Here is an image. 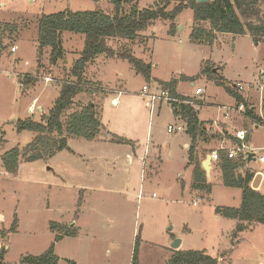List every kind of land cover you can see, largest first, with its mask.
<instances>
[{
	"label": "rangeland",
	"instance_id": "1",
	"mask_svg": "<svg viewBox=\"0 0 264 264\" xmlns=\"http://www.w3.org/2000/svg\"><path fill=\"white\" fill-rule=\"evenodd\" d=\"M187 1L173 0L167 10ZM163 2L121 0L116 7L112 0H0V20L4 21H0V33L6 45L0 61V252L4 246L6 262L21 264L24 256L41 255L54 243L58 264H132L138 239L143 249L141 264H166L174 250L166 247L180 238L182 249L216 254L218 264H264V223H250L235 235L239 220L217 211L239 207L242 190L225 185L220 165L213 160L207 179L211 191L193 188V165L185 146L188 135L184 130L168 131L169 125L183 124L184 119H178L172 104L158 103L152 109L146 103L147 94L164 90L160 81L174 79L177 94L191 98L189 104L200 110L201 118L214 116L213 126L196 142L200 161L217 150L223 138L227 145L238 142L233 136L237 127L249 130L248 144L264 147V89L260 92L257 84L264 69V39L217 32L211 44L193 42L194 25L206 30L211 25L196 23L191 8L174 20L154 21L134 40L109 41L116 52L129 50L151 65L150 79L117 55L103 53L87 64V90L76 97L67 114L93 102L111 132L105 139H116L114 144L70 138L74 151L64 149L50 159L35 161L22 156L16 173L3 166L7 151L25 148L36 136L29 130L18 131L20 120L41 119L37 106L33 112L30 109L34 98L46 110L53 106L84 47V34L65 32L64 59L52 66L49 48L40 58L42 15L64 10L128 15L135 3L140 10ZM260 7L264 14V3ZM13 46H19L17 53L11 51ZM30 78L36 81L28 89L25 83ZM237 82L243 83V91L234 88ZM144 85L150 88L146 93ZM198 87L204 90L201 95L196 94ZM119 91H123L121 103L113 104L111 99ZM239 96L247 106H258L259 125L236 112L226 123L216 124L222 106L236 107ZM228 127L233 130L227 131ZM131 145L146 148L144 164L135 160L132 166ZM262 152L256 151L257 155ZM247 163L238 172L254 168L264 172L263 164L252 160L248 168ZM58 235L63 236L57 240Z\"/></svg>",
	"mask_w": 264,
	"mask_h": 264
},
{
	"label": "trees",
	"instance_id": "2",
	"mask_svg": "<svg viewBox=\"0 0 264 264\" xmlns=\"http://www.w3.org/2000/svg\"><path fill=\"white\" fill-rule=\"evenodd\" d=\"M124 1V0H123ZM134 0H132L133 2ZM173 0H164L162 5L152 9H140L135 3L128 15L116 13L114 15L102 10L70 11L64 10L53 14H43L39 20L38 56H43L46 48L51 49L49 63L58 65L65 57L63 35L65 32L81 33L85 36L81 55L73 62L69 75L62 83L53 107L47 113H41V119L28 117L18 122V131L29 130L36 134L35 138L23 149L19 146L12 148L2 156L3 166L8 172L16 173L19 170L20 158L27 161L48 159L64 149L72 151L69 146L70 138L95 139L102 130L103 123L100 114L93 102L83 105L80 110L67 114L75 104L76 97L87 90L85 70L87 64L100 54L109 57L119 56L128 62L147 78H151V65L146 64L131 51L116 52L109 44L111 39L123 38L134 40L140 31L146 29L154 21L174 20L183 10L191 8L196 23L208 22L209 30L194 25L191 39L199 44H211L217 38V32L246 35L251 34L256 41L264 39V14L260 5L264 0H210L199 2L188 0L179 3L171 11L168 7ZM116 7L121 0H112ZM1 27V24H0ZM170 31H173V24ZM6 48L0 33V61ZM39 58V59H40ZM38 59V60H39ZM36 79H28L26 86L34 84ZM162 88L168 90L172 97L179 100L173 103L174 113L186 121L187 133L191 138L189 161L193 165L192 186L211 191L203 161L196 155V146L199 138L206 135L204 124L198 116L194 105H190L191 98L177 94L176 80L160 81ZM239 101L243 97L239 96ZM253 118L259 117L253 109L248 110ZM1 141V139H0ZM236 142V140H234ZM247 162L241 158H228L227 152L219 151V162L225 185L242 190V202L239 207L218 208L217 211L224 217L239 220L233 234L237 235L250 226V223H264V192L252 186L255 171L238 169ZM63 235H58L57 240ZM139 241L137 239L133 251L132 264H139ZM54 243L41 255H26L21 264H58L59 258L54 253ZM6 249L3 246L0 252V264H11L4 260ZM173 256L166 264H218L219 258L207 254L202 250L173 251Z\"/></svg>",
	"mask_w": 264,
	"mask_h": 264
},
{
	"label": "built area",
	"instance_id": "3",
	"mask_svg": "<svg viewBox=\"0 0 264 264\" xmlns=\"http://www.w3.org/2000/svg\"><path fill=\"white\" fill-rule=\"evenodd\" d=\"M12 52H16L17 51V47L13 46L11 48ZM261 77L258 78V86L260 88V92L263 91L264 89V69H261L259 71ZM45 80L47 82L51 81L50 77H46ZM234 88L237 90V92L243 91L245 89V86L243 85L242 82H237L233 84ZM150 88H148V86L144 85L143 86V92L146 93ZM204 92L203 88L198 87L196 89V93L197 94H202ZM123 93V91H119V96ZM147 96L149 97V100L146 102L147 105L149 107H151L152 109H155V106L158 103H169V104H173V103H177L179 102V100L175 97H172L169 93L168 90H163L161 93H157L154 92L153 94H147ZM37 98L35 99V101L33 102L32 106L30 107L31 111H34L35 108V104H36ZM119 102V97H116L112 100L113 104H118ZM249 109H253V106H247V104H245L244 99L243 101H239L238 105L235 107L233 105H225L222 106V112L220 115H218L215 118V123L219 125L218 122L222 121V122H227L229 121V118L231 117L233 112H236L238 114H245V116L249 117L252 119V121L259 125L260 121L253 118L251 115H249L248 110ZM254 110V109H253ZM255 119V120H254ZM262 123V122H261ZM186 127H184L181 124L178 125H169L168 127V131L170 133H173L174 131H180L185 129ZM233 136L237 139L238 142H231L229 145L226 144V138L222 139V144L221 146L217 149L214 150L212 152V159L211 161H216L217 163L219 162V151L220 150H224L227 152V156L228 158H241L242 160H245L246 162H249L248 157H249V153L253 154V161L259 162L261 164L264 165V147L259 148L256 147L254 145H252L251 143H247L246 139H247V132L245 129H240V130H236L233 133ZM260 149L263 152L260 155H257L256 151ZM261 174V173H259ZM256 189V188H255ZM196 203V202H195Z\"/></svg>",
	"mask_w": 264,
	"mask_h": 264
},
{
	"label": "crops",
	"instance_id": "4",
	"mask_svg": "<svg viewBox=\"0 0 264 264\" xmlns=\"http://www.w3.org/2000/svg\"><path fill=\"white\" fill-rule=\"evenodd\" d=\"M1 21V20H0ZM1 22H4V21H1ZM10 23V22H9ZM1 32V31H0ZM221 35H227V34H232V33H220ZM18 50H19V46H18V49H17V51L15 52V53H17L18 52ZM60 90V89H59ZM59 90L57 91V97H58V94H59ZM121 90V89H120ZM112 91H114V90H112ZM197 94V93H196ZM123 94H121L120 96H122ZM197 95H201V94H197ZM119 96V93H118V95L117 96H114L112 99H111V101L114 99V98H116V97H119V102L121 103V97ZM37 98V101H36V104H35V107L37 106L38 107V109H39V111H41L40 112V114L41 113H43V112H47V111H49L51 108L49 107V109H45L44 107H42V106H38V103L40 102V100L38 99V97H35L34 98V100L32 101V103H31V105H30V107L32 106V104H33V102L35 101V99ZM119 102H118V104H119ZM202 104V103H201ZM209 106V105H208ZM207 109H210L211 110V108L210 107H208ZM253 109H254V112L256 113L257 111H258V106H253ZM197 110H199V109H197ZM200 111V110H199ZM198 111V116H199V119L201 120V122L204 124V128H205V130H207V128H211L213 125L211 124L212 123V118H214V116H212L211 115V117H207V118H201L200 117V112ZM33 112V111H32ZM259 114H260V112H259ZM100 115H101V113H100ZM256 115H258L257 113H256ZM261 116V115H260ZM179 120H180V116H179V118H178ZM182 119V118H181ZM261 120H262V117H261ZM260 120V121H261ZM101 121H102V123H103V128H102V130L100 131V133L97 135V137L95 138V139H88V140H91V141H94V142H99V143H105V144H109V143H113L114 144V141H116V139H112V140H108V139H105V137H107V133L109 134V133H111L110 132V130H108V127L104 124V122H103V119L101 118ZM183 124H185V125H183V124H181V125H183L184 127L186 126V128L185 129H183L184 131H186V133H187V124H186V122H185V120H180ZM262 123H264V122H262ZM229 124V123H228ZM209 128V129H210ZM241 128V127H240ZM239 128L237 127V128H234V132H235V130H238ZM245 130H247L246 128H244ZM231 130H233L232 128H230V127H228V129H227V131H231ZM248 131V134H247V140H248V138H249V130H247ZM233 133V132H232ZM187 135H188V133H187ZM104 136V137H103ZM229 137H231L230 138V141L231 140H233L234 139V137H232V135H230ZM131 139V138H130ZM118 142H121V140H117ZM123 143H125L126 141H122ZM191 138H190V136L188 135V138H187V140L185 141V146L187 147V148H190V146H191ZM70 146V145H69ZM137 148V146L136 145H131V163H132V166H134L133 164H134V162H135V160H137L138 162H140V163H142V164H144L143 163V158L145 157V154H146V148L145 149H140V150H137L136 149ZM197 148H198V150H201V149H199V146L197 145ZM72 149V148H71ZM72 151H74L73 149H72ZM58 153V152H57ZM56 153V154H57ZM55 154V155H56ZM54 155V156H55ZM50 158H52V157H50ZM50 158H48V159H50ZM252 162V161H251ZM251 162L249 161L248 163H247V167L249 168V167H251ZM214 166V164L212 163V167ZM254 170H255V174H254V177L252 178L253 180H252V186L254 187V188H256L257 190H260V191H262V192H264V172L263 171H260V170H256L255 168H254ZM192 172H193V170H192ZM259 173H261V174H259ZM257 180H259V184H258V186H255V182L257 181ZM223 181H224V179H223ZM75 225H76V223H75ZM76 228V227H75ZM74 228V229H75ZM79 233H80V230H79ZM79 233H76V234H73V235H77V234H79ZM174 241V240H173ZM182 244H183V240H182V243H181V245H180V247L179 248H177V249H181V250H184V249H182ZM166 249H168V250H173V248H172V246L171 247H166ZM177 249H174V250H177ZM143 249L141 248V247H139V250H138V256H139V264H141V262H142V253H143V251H142ZM173 250V251H174ZM140 252V253H139ZM169 252V251H168ZM167 252V253H168ZM170 253H171V251H170ZM172 254L173 253H171V257H172ZM215 256H216V254H214ZM170 256V255H169ZM171 257H169L168 259L170 260V258ZM168 261V260H167ZM75 263V262H74ZM259 264H261V263H259Z\"/></svg>",
	"mask_w": 264,
	"mask_h": 264
},
{
	"label": "water",
	"instance_id": "5",
	"mask_svg": "<svg viewBox=\"0 0 264 264\" xmlns=\"http://www.w3.org/2000/svg\"><path fill=\"white\" fill-rule=\"evenodd\" d=\"M199 2H208V1H210V0H198ZM31 86L30 85H28L27 86V88L29 89ZM211 159H212V155L211 154H208L207 156H206V158L203 160V168H204V170H205V172H206V177H207V179H209L210 178V171H211V169H212V162L213 161H211ZM252 159H253V154L252 153H249V157H248V160L249 161H252ZM181 243H182V239H180V238H175L174 239V241H173V243H172V248L173 249H177V248H179L180 247V245H181Z\"/></svg>",
	"mask_w": 264,
	"mask_h": 264
}]
</instances>
